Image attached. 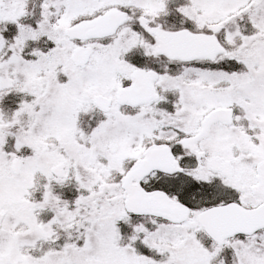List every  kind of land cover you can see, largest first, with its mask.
<instances>
[{
    "label": "snow or ice",
    "instance_id": "obj_1",
    "mask_svg": "<svg viewBox=\"0 0 264 264\" xmlns=\"http://www.w3.org/2000/svg\"><path fill=\"white\" fill-rule=\"evenodd\" d=\"M0 264H264V0H0Z\"/></svg>",
    "mask_w": 264,
    "mask_h": 264
}]
</instances>
